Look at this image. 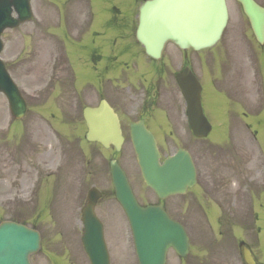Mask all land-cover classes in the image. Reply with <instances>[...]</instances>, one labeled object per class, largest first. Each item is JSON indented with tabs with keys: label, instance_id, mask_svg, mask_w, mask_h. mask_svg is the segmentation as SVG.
I'll list each match as a JSON object with an SVG mask.
<instances>
[{
	"label": "rangeland",
	"instance_id": "obj_1",
	"mask_svg": "<svg viewBox=\"0 0 264 264\" xmlns=\"http://www.w3.org/2000/svg\"><path fill=\"white\" fill-rule=\"evenodd\" d=\"M259 1L264 4V0ZM131 3L136 1L32 0L34 23L27 22L2 34L5 48L1 57L13 78L24 91L26 90L30 109L24 118L13 122L8 101L5 95L0 93V221L5 219L22 221L41 233V249L31 256L32 264H89L81 246V210L86 203L89 189L94 185L101 191H106L99 201L96 212L105 224L111 264H137L129 224L110 194L108 161L112 157L111 151L90 144L84 138L86 127L82 109L84 105L94 104L91 92L85 95L83 102L77 101L76 92L68 85L69 78L64 76L62 84L57 83L50 95L47 93L48 90H43L46 87L43 84L44 78L46 80L43 73L47 71L49 61H52V54L58 55L57 52H52L48 41L54 37L55 43H59L58 48L60 46L65 49L66 58L70 59L72 64L70 68L73 67L77 74L76 87L79 88V77L84 75L79 59L83 58L85 63L90 58L89 52L92 47L90 40L93 32L106 29L114 6L121 9L130 8ZM230 7L231 18L222 41L210 49L212 53L226 52L228 56L226 62L228 60L231 62L227 64L230 68L227 74L228 85L233 86L232 89L240 100L241 96L237 95L238 93L245 91L250 95V91L248 93L246 87L248 69H244V54L239 48L241 47L239 41L247 35L251 38L252 33L238 6L231 4ZM83 8L92 9L94 21L90 29L87 26L88 30L79 41L81 43L79 48L78 44L69 40L68 33H71L72 26L78 28ZM247 29L250 31L249 34H246ZM106 32L111 34L108 30ZM84 42L88 44L87 50H83ZM253 44L249 51L257 58L264 77V48L255 42ZM96 45L95 43V47ZM170 50L176 48L169 46L167 51ZM224 66L222 76L226 71V65ZM215 69L219 72V69L216 67ZM205 91V107L211 121L217 123L220 117L226 115L230 101L220 98L219 108L211 83L206 84ZM230 94L235 95L231 90ZM231 110L240 111L236 106L231 107ZM237 119L242 121L239 117ZM232 129L235 131L233 140L235 148L245 149L246 161L250 160V168H254L256 158L253 148L256 147L253 146L252 136L245 128V123L243 121L237 125L234 123ZM53 133L61 139L62 145L58 144ZM212 137L213 141L228 138L223 130L213 134L211 141ZM259 140L263 142L262 135L259 136ZM181 142L193 150L200 167L204 168L207 156L201 159L197 153L198 150H203V144L168 138L162 143L164 154L171 153L173 145ZM229 147L230 142L222 146L214 142L212 148H209L212 151L208 150V162L212 164L209 166L213 176L221 174L217 171H221L222 174L229 172L224 161L229 160L228 154L234 153L235 149L228 151ZM133 155L132 145L127 141L116 156L132 180L139 182V171ZM228 179L225 178L227 186L230 183ZM230 187L232 189V183ZM230 187L228 186L227 191H222L224 196L219 195L224 198L227 207L229 204L226 203V199L231 203L236 199ZM195 190L200 191V187ZM261 198L264 199V192ZM237 206L238 210L240 203L237 202ZM198 207V210H189L190 207L183 197L180 198L177 208L168 202L171 214L183 222L188 230L190 252L180 260L171 250L167 264H242L236 251V244H226L219 239L218 227L214 223L213 228H210L203 214V207ZM200 213L204 218L198 217ZM262 216L264 211H261ZM260 226L259 247L264 254L263 221Z\"/></svg>",
	"mask_w": 264,
	"mask_h": 264
},
{
	"label": "water",
	"instance_id": "obj_2",
	"mask_svg": "<svg viewBox=\"0 0 264 264\" xmlns=\"http://www.w3.org/2000/svg\"><path fill=\"white\" fill-rule=\"evenodd\" d=\"M249 17L257 39L264 42V7L254 0H239ZM15 10L17 18L11 15ZM32 17L30 0H0V36L6 28L16 27ZM228 10L225 0H148L140 8V23L137 37L153 56L160 54L168 41L182 48L201 49L214 45L227 24ZM2 42L0 38V51ZM0 91L9 98L12 113L23 117L27 104L17 86L10 79L5 65L0 60ZM194 111L200 112V93L184 90ZM196 113V112H195ZM84 115L89 132L88 140H97L108 146L114 143L120 148L123 138L119 136L115 117L110 109L86 108ZM97 115V118L95 116ZM111 135H113L111 137ZM116 135V136H114ZM132 141L138 162L148 185L162 197L185 186L183 175L193 178V165L185 156L167 159L159 163L156 141L142 125H134ZM113 184L118 201L125 209L134 234L141 264H166L169 248L185 256L189 238L183 226L172 220L160 206L141 207L135 200L125 173L117 162L111 163ZM99 194L90 191L89 202L83 209V242L93 264H108L103 237V226L94 212ZM39 232L26 226L4 221L0 224V264H31L30 255L41 247ZM246 262H251L244 251Z\"/></svg>",
	"mask_w": 264,
	"mask_h": 264
},
{
	"label": "flooded vegetation",
	"instance_id": "obj_3",
	"mask_svg": "<svg viewBox=\"0 0 264 264\" xmlns=\"http://www.w3.org/2000/svg\"><path fill=\"white\" fill-rule=\"evenodd\" d=\"M236 4L237 6L240 5L238 2ZM115 16L117 17L118 15ZM132 24L131 19L123 18L114 26L116 31L114 36L109 38L102 36L100 49H105L106 54L98 52L95 55V31L93 32L90 50L91 65L89 71L84 72V75L79 77L84 89L78 95L84 97L90 91L94 100V104H91L92 107L98 106L103 99H106L119 118L121 132L125 139L131 137L132 124L142 121L159 142L162 139L176 138L199 145L203 144V150H198L197 153L200 154L199 157L201 159L207 156L204 168L200 167L195 153L190 149L195 158L197 169V184L194 188L200 187V191L195 194L192 188L181 196L185 198L186 204L190 207L189 210L195 207L199 199L205 198L207 206L204 208L203 213L210 223V227L212 226V219L216 218L219 221L223 217L231 219L235 215V211L231 209L234 208L237 200L235 199L236 201L233 200L232 203H229L231 209H227L223 206L224 199L219 195L224 196L222 191L229 189V185L227 186V182H225L227 176L236 175L235 172L239 176L244 175L247 165L243 164V161L246 154L244 149L229 148L228 151L234 149V153L228 154L230 169L226 170L232 174L224 172L223 176L221 171H217V173L221 174L213 176L211 164L208 162V150L212 151V149H209L213 145L210 141L211 135L223 130L227 134L226 136L233 140L235 131L232 129V125L234 123L236 125L240 124L244 120L238 121L237 118L239 116L237 115H223L215 125L211 121L204 104V111L212 123V129L205 138L195 137L187 115L188 107L178 84L179 75L188 70V72L197 76L203 91H205L206 84L209 82L214 87L216 96L218 93H222L218 79H220V75L222 76L225 66L222 60L220 62L217 61L222 57H216L212 53L204 51H183L175 47L176 50L167 51L166 49L161 59H154L149 57L138 43L135 36V26L132 27ZM72 31L77 33L78 36L81 35L79 31ZM171 46L174 47V45ZM215 67L219 69V72L216 71ZM63 76L64 78L72 79L73 82L77 78V74L71 69L54 68L48 74L49 87L47 93L49 92V95L56 83L62 84ZM216 101L219 107L220 102L217 99ZM236 107L242 112L241 118H247L244 122L245 128L252 136L256 137L258 135L257 127L259 128V122L260 124L262 123L258 120V115L264 109V100L262 99L260 102L259 99L255 101L248 99L247 103L241 102ZM231 145L234 147L233 141H231ZM184 147L189 148L188 146ZM160 150L164 153L161 146ZM129 179L139 202L143 204L155 202L163 205L169 212L168 202L175 208L179 206L180 197L174 200L172 198L159 199L155 197L152 190L143 185V182H134L131 178ZM248 179L249 181L252 180L251 177ZM255 205L254 202L253 207L251 205L250 210L246 212L244 223H242L241 218V224L239 225L243 237L247 239L241 237L240 242L248 243L246 244L252 252L255 264H264V259H260V250L256 248L258 233L261 230V216L259 210L255 209ZM260 206L264 208V202ZM262 218L264 220V216ZM219 224L224 223L219 222ZM249 239L251 243H249Z\"/></svg>",
	"mask_w": 264,
	"mask_h": 264
}]
</instances>
